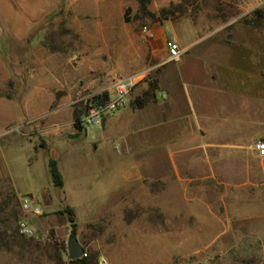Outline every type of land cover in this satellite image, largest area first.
<instances>
[{
  "label": "rangeland",
  "instance_id": "obj_1",
  "mask_svg": "<svg viewBox=\"0 0 264 264\" xmlns=\"http://www.w3.org/2000/svg\"><path fill=\"white\" fill-rule=\"evenodd\" d=\"M145 7L0 0V264H71L72 234L95 264H264V76L218 84L201 74L230 55L221 44L238 27L251 29L264 66V0ZM166 26L184 45L196 40L175 61ZM8 27H27L28 45L7 42ZM127 77L136 84L125 105L77 130L82 100ZM25 196L43 214L26 211ZM22 220L36 236L20 232Z\"/></svg>",
  "mask_w": 264,
  "mask_h": 264
},
{
  "label": "crops",
  "instance_id": "obj_2",
  "mask_svg": "<svg viewBox=\"0 0 264 264\" xmlns=\"http://www.w3.org/2000/svg\"><path fill=\"white\" fill-rule=\"evenodd\" d=\"M166 30L171 31V34L173 36L172 38L175 39L183 48L190 47L196 41L195 40L193 42H188L187 44L184 45L182 39L180 38L179 32H177L173 28V26H168V27L166 26ZM235 30L238 33H236L235 31L228 32L227 36H229L230 41L228 43L221 44V46H226V45L229 46L227 52H230V55L228 57H222V55H219V57L217 56L216 59L214 60L212 67H209V65H205L202 68V72L201 69L199 70L203 76L206 75V77L207 76L210 77L213 83L219 84V82L222 81L221 79H223L224 81H226L225 79L227 80L233 79V82L246 79V81H242V82H247L248 79L251 80L254 72L257 74V76H264V66L262 62H260L261 64L260 66H258L259 65L258 59H253V53L250 47L251 38H249V36L246 33L247 30L250 31L251 29L247 27H245L244 29L242 27H238ZM5 33L10 35V37L6 38L7 42H12L14 40L16 42H19L20 44H25L26 46L28 45L29 31L27 27L26 28L8 27ZM194 34L197 37V33H195V31ZM163 39H164L163 37L160 38L161 44L164 41ZM233 45L234 46L238 45L239 48H233ZM245 85L247 86L246 83L243 84V86ZM218 88L219 86L216 89L219 90ZM23 107L25 109L26 117H28L29 114L28 93L26 94ZM27 123L28 121H26V123L24 124ZM257 141H264V139H257L255 140V143ZM255 153H258L259 156H261V158L264 159V155H260L259 151L257 152L255 151Z\"/></svg>",
  "mask_w": 264,
  "mask_h": 264
},
{
  "label": "built area",
  "instance_id": "obj_3",
  "mask_svg": "<svg viewBox=\"0 0 264 264\" xmlns=\"http://www.w3.org/2000/svg\"><path fill=\"white\" fill-rule=\"evenodd\" d=\"M142 32L148 38H154L156 35L154 29L149 25H144ZM167 46V61L178 60L184 53V49L175 40H168ZM135 84L134 77L121 78L113 84V92L92 93L85 97L82 100L85 108L82 117L83 124L101 128L105 117L120 110L125 105L126 97ZM255 147L261 155H264V141H257ZM21 205L26 211H31L37 215H41L44 212L42 207L30 196L23 197ZM19 230L25 236H36L35 228L25 220L20 221ZM82 256H87V253H83Z\"/></svg>",
  "mask_w": 264,
  "mask_h": 264
},
{
  "label": "trees",
  "instance_id": "obj_4",
  "mask_svg": "<svg viewBox=\"0 0 264 264\" xmlns=\"http://www.w3.org/2000/svg\"><path fill=\"white\" fill-rule=\"evenodd\" d=\"M146 1L147 0H141L142 2V7L145 9L146 7ZM74 126L77 130H81L84 125L82 122V117L81 114L78 110L75 111L74 114ZM49 167H50V172L52 175V180L53 183L58 186V187H64L65 181H64V177L62 175V172L59 168V162L56 158L51 157L49 159ZM67 211L68 213H70L72 216L74 215V209L72 207H67ZM14 239L16 240V236L14 237ZM30 242V241H29ZM70 263L71 264H95V259L92 257H80L77 259H70Z\"/></svg>",
  "mask_w": 264,
  "mask_h": 264
},
{
  "label": "water",
  "instance_id": "obj_5",
  "mask_svg": "<svg viewBox=\"0 0 264 264\" xmlns=\"http://www.w3.org/2000/svg\"><path fill=\"white\" fill-rule=\"evenodd\" d=\"M69 255L71 259L80 258L84 253V247L79 242L77 235L72 234L68 241Z\"/></svg>",
  "mask_w": 264,
  "mask_h": 264
}]
</instances>
